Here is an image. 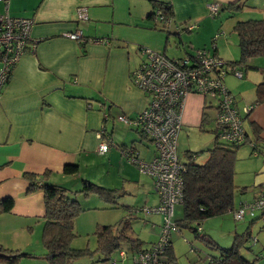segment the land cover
Here are the masks:
<instances>
[{
  "label": "crops",
  "instance_id": "obj_1",
  "mask_svg": "<svg viewBox=\"0 0 264 264\" xmlns=\"http://www.w3.org/2000/svg\"><path fill=\"white\" fill-rule=\"evenodd\" d=\"M156 3H168L172 8L170 35L156 28L160 24L150 18ZM213 3L219 4L216 17L209 13L208 6ZM236 3L239 9H226ZM80 9L87 11V20H79ZM6 13L35 22L30 42L35 49L20 58L0 99V201L14 200L12 211L0 214V247L26 253L43 247L45 224L44 195L41 191L27 193L30 183L26 174L51 172V185L77 192L82 180L94 181L84 171L92 167L101 176L95 184L118 190L121 198L116 207L122 205L126 212L140 210L126 205V199L146 194L148 203L147 195L156 192L153 178L140 172L126 156V150L132 148L139 160L150 163L158 153L154 144L131 127L128 130L135 134L129 141L126 135L115 137L114 129L110 136L108 123L115 119L105 122L102 110L105 107L115 118H136L148 106L150 97L132 83V71L143 60L139 48L169 57L172 37L175 47L185 54L169 58L206 49L225 62H238L241 51L235 27L262 20L264 0H0V16ZM79 32L89 41L84 47L69 37ZM247 66L243 79L229 77L225 84L239 109L253 107L244 128L249 136L247 145L253 153L251 143L256 144L253 155L259 157L264 156V102L258 103L257 87L264 83V58L250 60ZM209 99L188 96L182 131L188 126L201 127L204 117L209 122L207 110H216ZM254 126L260 128L259 136ZM104 128L116 148L99 154L98 146L106 139L99 136ZM75 164L80 167L79 175L63 173L65 166ZM260 170L264 173V164ZM261 195L264 193L254 199ZM75 197L80 203L83 196ZM155 198L152 207L141 209L158 207L157 193ZM94 204L97 207L85 204L84 212L107 208Z\"/></svg>",
  "mask_w": 264,
  "mask_h": 264
},
{
  "label": "trees",
  "instance_id": "obj_2",
  "mask_svg": "<svg viewBox=\"0 0 264 264\" xmlns=\"http://www.w3.org/2000/svg\"><path fill=\"white\" fill-rule=\"evenodd\" d=\"M235 8H240V6L238 7V3L228 6L226 9H232V11H234ZM157 12H160V18L157 17ZM173 16L174 14L170 4L156 3L153 14H151L150 18H155L157 24H160L156 28L170 35L171 32L169 26ZM190 27H188V29H190ZM235 32L239 37L241 57L238 62L226 63L234 65L245 74V69L248 67V61L264 58V18L260 21L238 23L235 27ZM88 42L89 41L86 38L78 41L79 45L82 47ZM257 96L258 103L264 102V83L257 87ZM90 103L91 102H89V104ZM101 104L105 105L103 103ZM102 110L103 112L105 111V122L111 118L115 120L118 118L119 120V117H121H113V115L105 110V107L103 106ZM247 115L248 114L243 117V125ZM136 118L129 119L132 120ZM202 121L203 124L201 127L206 124V117H204ZM125 125L131 127L141 138L150 140L153 143V141L144 134L140 127H135L131 124ZM253 129L256 135L260 133V128L254 126ZM103 133L106 134L105 128ZM105 134V137H109V140H112L110 134V136ZM248 138V133L244 128V140L241 143L222 141L218 137L217 127L214 147L208 150L206 161L203 164L197 163L196 160L199 154L194 152L187 154L188 162H181L184 166L183 201L181 204L183 215L182 219L176 220L175 222L178 232L183 229H188L195 235L196 239H199L211 249L219 252L217 257H210L208 264H252L240 253L241 246L252 239L249 229L242 235H237L233 246L230 248H223L210 236L201 235L199 233L201 230L200 225L204 221L210 218L223 216L229 212H235V196L237 192H244L246 190V188H240L235 183L237 154L241 147L248 144ZM112 144L111 148L115 146L113 140ZM251 145L254 150L253 153H257L256 144L251 143ZM126 151L131 152L132 148H129V150ZM124 152L125 151H123V153ZM128 160L131 164L136 165L135 163H132L129 158ZM63 173L67 176H77L80 174V167L76 164L65 166ZM51 176L52 173L48 171L41 175L26 174L25 178L30 183L27 193L32 194L41 191L44 195L45 224L42 234V245L46 251V261L48 264H71L79 258L95 253L89 249L77 250L72 247V242L78 236L75 231V221L80 214L85 211L75 196L82 195L85 198L97 196L105 204L116 207L121 198V194L118 190H110L88 180H82L81 189L77 192H72L63 187L51 185L49 183ZM13 207V199L9 198L0 201V214L11 212ZM138 211L140 210H129L128 216L133 217ZM94 235L97 240L96 252L103 255V261H112L113 256L117 253H119L120 257L124 259L126 257V253L123 250V248H125L124 246L129 247L128 250H131L132 253L138 254L149 250L157 243H153L149 248H143L144 242L133 236L130 218L125 219V221L118 224V226L98 225ZM255 240L256 239L253 240L254 243ZM26 255V253H22L21 251H12L0 247L1 263L13 264ZM159 256L161 264H177L172 237L168 246L159 254Z\"/></svg>",
  "mask_w": 264,
  "mask_h": 264
},
{
  "label": "built area",
  "instance_id": "obj_3",
  "mask_svg": "<svg viewBox=\"0 0 264 264\" xmlns=\"http://www.w3.org/2000/svg\"><path fill=\"white\" fill-rule=\"evenodd\" d=\"M208 8L212 17L219 14L218 3H213ZM78 17L79 20H87V11L80 9ZM157 17L160 18V12H157ZM34 24L33 19L15 18L8 13L0 16V99L20 58L27 51L35 49V44H30ZM192 28L191 26L190 29ZM69 37L76 41L83 39L80 32L70 34ZM94 41L107 43L102 40ZM139 51L143 60L132 71V83L148 95L150 100L136 119L121 116L119 120L127 125L140 127L157 148L158 153L150 163L139 160L132 151L127 156L142 173L153 178L154 188L160 199L158 207L144 208L143 211L158 213L164 218L159 241L149 250L138 253L135 264H161L159 254L168 246L172 234L178 232L174 213L176 206L183 201L184 166L179 160L178 143L188 96L201 95L217 102L215 122L218 137L222 141L233 143L244 140L243 117L253 107L239 109L234 95L225 85L228 76L243 79L244 72L206 49L195 50L178 59L168 58L147 47H140ZM99 136L104 137V133L101 132ZM105 138L98 146L99 154H105L113 145L109 137ZM256 212H261L260 218L264 219V195L237 208L234 218L237 221L243 220L247 213L250 217H255Z\"/></svg>",
  "mask_w": 264,
  "mask_h": 264
},
{
  "label": "rangeland",
  "instance_id": "obj_4",
  "mask_svg": "<svg viewBox=\"0 0 264 264\" xmlns=\"http://www.w3.org/2000/svg\"><path fill=\"white\" fill-rule=\"evenodd\" d=\"M171 48H173L174 51ZM168 51L169 57L178 55V57H180L185 54L175 47L174 38L172 37ZM229 77L235 78L234 76H228L227 78ZM235 80H237V78H235ZM208 102H212L215 106L217 105V102L212 101V99H209ZM207 112L210 116V120L202 128L198 126H188L184 127L181 132L178 143V155L181 162H186L187 151H192L199 154L196 160L197 163L203 164L206 161L208 150L214 147L216 139V110L209 108ZM113 129L115 130L114 136L117 137L116 135H118V139L126 135L129 141L130 136L135 134L129 131L128 126L120 122L118 118L108 123V134H110ZM135 138L138 140L137 135H135ZM143 142L148 144L147 140ZM141 150H144V148ZM263 164L264 156L255 157L249 145L241 147L237 154L235 183L240 188H246V190L244 193L241 191L237 192L235 196V209L243 204L252 202L256 194L264 193V173L260 170ZM84 171L87 175L93 177V183H98V181H100V174L95 172L92 167L84 169ZM148 184L150 183L148 182ZM155 193L156 192H151V194L147 195L149 200L151 199L148 203H146V194L135 195L134 197L126 199V205L140 209L133 217L128 216L129 212H126L122 208V205L119 208L116 207L112 209L106 206L97 196H92V198H85L83 196L80 201V205L83 206V208L86 207L85 204L97 207L94 206V202L107 208L98 209V211H96V209L90 210L80 214L75 226L78 236L72 242V247L77 250L89 249L95 253L79 258L71 264H135L137 253H132L131 250L129 251V247L127 246L123 248L126 253L124 259L117 253L113 256L112 261H103V255L96 252L97 240L94 233L98 225L118 226V224L123 223L125 219L130 218L133 236L144 242L143 248H147L151 243L158 242L164 222L163 216L141 209L147 206L152 207V205L155 204ZM182 215V206H176L174 220L182 219ZM260 216L261 212H256L255 217H250L249 213H247L243 220L237 221L234 218V213L229 212L223 216L210 218L204 221L200 225L201 230L199 233L201 235L210 236L223 248H230L233 246L236 236L242 235L249 229L252 239L241 246L240 253L252 264H264V219L259 218ZM153 227H155V229H153ZM254 239H256L255 243L253 241ZM172 243L177 257V264H208L210 257H217L219 255L217 250L211 249L199 239H196L195 235L188 229L173 233ZM21 252L23 253V251ZM26 254V256L13 264H48L45 259L46 251L43 247L32 248V250L26 252ZM0 264L9 263L0 262Z\"/></svg>",
  "mask_w": 264,
  "mask_h": 264
}]
</instances>
